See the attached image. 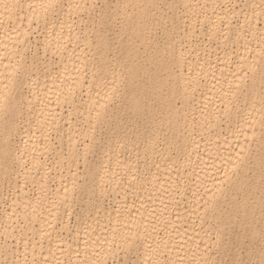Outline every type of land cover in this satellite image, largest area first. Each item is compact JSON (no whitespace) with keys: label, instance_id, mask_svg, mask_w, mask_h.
Here are the masks:
<instances>
[{"label":"bare ground","instance_id":"1","mask_svg":"<svg viewBox=\"0 0 264 264\" xmlns=\"http://www.w3.org/2000/svg\"><path fill=\"white\" fill-rule=\"evenodd\" d=\"M58 1L24 0L23 5L19 6L18 0H0V165L9 173L11 161L17 160L22 166L29 161L25 171L20 174L21 181L17 180L19 176L16 175L12 182L16 187L18 182H21V185H18V187L21 186L20 193L14 197L13 202L25 210L23 214L25 234L22 233L23 237L20 236L19 231L17 232L19 234H14L15 212L8 209L1 210L0 220L4 219V225L0 229L5 233V240L0 242L3 259L0 260V264H105L107 258L112 256L113 252L116 253L113 251L115 242H123L129 246L138 241L143 246V252L139 255L140 264H188L192 256L197 260L195 264H206L208 249L206 244L211 233L198 231L199 229L195 227L197 218L194 214L205 215V212H209V215H206L210 216L209 218L220 217L215 212L219 211L225 198L234 195L235 187L237 189L245 187L248 182L245 169L248 167L249 159L255 158L251 154V148L264 125V117L260 114L255 116L246 114L245 119H241L240 123L233 126L231 130L226 133L221 131L223 119L229 118L233 110L240 105V100L245 98L249 84L250 95L255 98L261 96L259 86L264 88V0H246L240 6H235L230 0H182L187 11L193 14V18L195 17L193 20L197 18L200 25H207L206 31L210 37L223 39L229 31H233L238 39L244 40L245 44L243 48L237 47L234 61L231 56L234 54L233 51L222 55L217 51L200 53L201 50L195 46L197 53L194 54L197 59L194 60L193 65L188 60L193 53L192 47L183 49L179 45L178 48H168L167 57L170 60L176 58L175 65L178 69L171 65L167 67V76L171 80L164 102L166 120L173 124L172 136L179 139L182 143L181 150L185 153L179 164L184 168L191 165L188 176H193L194 179V182H191L194 186H192L193 195H188L185 188L177 190L179 187L177 188L175 181L176 171L172 168L176 156L171 149H166V152H163L165 156L163 159L167 163L162 162L163 165L149 168L150 171L142 177H134V172H129V177L138 186L135 195L139 200L136 204L133 202L125 207L123 202L121 203L123 206L118 202L119 205L115 210L104 211L103 209V218L97 220L95 214L94 219L97 222L91 221L88 225L90 229L91 227L94 229L87 233L82 231L83 236L79 235V231H75L78 235L71 238L59 232L64 229L67 231L70 225L69 218H66L67 215L58 216L61 204L71 194L66 187L64 191L63 187L60 189L59 184L55 190H53L55 187L51 189L49 178H47L49 168L42 160L48 151L55 149L52 147V139L48 132L54 128L60 129L64 120L69 119L67 118L69 114L80 110L79 104L84 105L87 110L85 112L91 111L94 121L104 117L109 101L112 100L114 87L103 85L102 92L96 96L91 94L90 86H87L85 97L81 96L82 88L86 85L82 71L86 54L83 50H78L76 47L74 50L70 47L69 42L73 43L71 39L78 38V33L69 28L72 23L69 26L70 22L68 23L66 15L84 6L86 0H68L67 11L63 13L65 20L59 21L53 19V12H58L56 11ZM130 3L137 5L139 0H131ZM141 17L142 13L138 12L134 30L140 40H145L146 34L140 22ZM35 19L36 21L48 20L47 31L40 39L45 44L44 48L48 47V50L59 55L57 57L59 60L54 66L55 64L50 62L51 59L34 75H29L25 52L32 41L37 40V37L34 36L32 40L33 36L30 32L32 29L26 28V25ZM188 27L185 32L188 37H193L195 34L193 23H190ZM247 31L250 35H247ZM81 41L84 42L82 39ZM87 45H89L88 42ZM31 64L33 65V62ZM109 70L108 73L113 75L114 72ZM247 78H249L248 82ZM97 85L100 83L98 82ZM200 88L203 92L199 94ZM196 91H198V97ZM259 100L264 102V91ZM64 102L70 104L67 116L63 115ZM131 105L134 108L140 106L137 96L132 98ZM24 108L28 115L33 114V117L32 121L26 124L25 129H21L19 120L22 119ZM191 114L196 116V128L199 133H205L210 127L219 128L216 135L207 138L204 145L200 144V141L193 140L194 128L191 124L185 125ZM67 122L70 123L69 120ZM43 130L46 134L42 135ZM17 135L21 138L17 146H13V137ZM42 137L43 141H40ZM67 140L68 155L61 150L57 152V160L59 159L58 162L61 164L66 155L77 157L82 152V148L77 144L76 135L70 134ZM148 143L152 154L155 155L161 151L154 138H151ZM87 146L86 144L83 149ZM77 161L79 160L76 158ZM102 162L104 164L100 165L101 169L96 170L90 178L97 188L103 185L104 180H109L112 174H114L112 178H115V182L119 178L116 174L117 169L111 171L106 168L108 165L106 163L109 162L105 163V160ZM38 171L40 175L36 173V176L39 175L42 178L39 181V191L31 195L24 186L25 179L31 180ZM184 171L182 170V173H186ZM70 175L74 182L78 176L77 172ZM59 180H61L60 177ZM112 183L116 185L114 180ZM231 185L232 189L228 193ZM252 188L255 190L257 187L252 185ZM239 207L248 208V205L240 204ZM202 218L204 220V217ZM58 220L61 222L59 230L54 226ZM9 238L15 239V245H12L13 241ZM200 238L203 239L201 244Z\"/></svg>","mask_w":264,"mask_h":264},{"label":"rangeland","instance_id":"2","mask_svg":"<svg viewBox=\"0 0 264 264\" xmlns=\"http://www.w3.org/2000/svg\"><path fill=\"white\" fill-rule=\"evenodd\" d=\"M23 1L18 0L17 4L22 6ZM89 1L86 0L84 6L82 5L79 9L66 15L68 16V23L70 22L69 26L72 23L69 28L76 31L78 33L77 37L80 38H76L77 40L72 38L73 40L71 39V41L73 43L69 42V45L73 49L76 47L78 50H83L86 54L83 66L84 70L82 68L86 85L82 88L81 96L85 97L88 90L87 86H90L91 94L97 96V94L102 92L101 88L103 85H106V87H114L112 100L109 101L108 110L104 117L96 121L93 120L91 111L85 112L87 110L83 104L78 105L79 111H74L68 115L70 104L64 102L63 115H68L67 118L69 117V119L64 120L60 129L54 128L51 131L48 130L49 137L52 139L51 143H53L52 147H55V149L48 151L42 157L44 164L48 165L49 168L47 178H49L48 181L52 187L51 189L55 187L53 189L55 190L59 184L60 189L63 187L62 190L64 191V189L68 188L69 194H71L70 197H66V200L61 204L58 211L59 217L68 216L66 218H69V228L67 231L66 229L60 231L58 229L61 224L60 220L54 225L60 233L62 232L63 235H67L68 238L78 235L76 233L78 231L79 235L83 236L84 231L87 233V231L94 229L93 227L90 229L88 225L91 221L97 222L99 218H103V209L104 211L115 210L119 205L118 202L125 207L130 206L129 204H133V202L136 204L139 200L137 195H135L138 191V186L129 177V172H134V177H142L146 176L154 166L158 167L167 163L163 159L166 149H171L176 156L172 168L176 171L175 181L177 182V188L179 187L177 190L185 188L188 195H193L192 190L194 186L191 185V182H194V179L193 176L189 175L190 178L188 176L191 171V165L184 168L183 165L179 164L185 153L184 150H181L182 143L179 139L172 136L174 131L173 124L171 125L166 120L164 102L167 97L168 84L171 80L167 76V67L171 65L173 68L178 69L175 65L176 58H171L170 60L167 57L168 48H178L179 45L183 49H187V47L191 49L192 47L193 53H191L192 56L190 55L188 60L193 65L197 59L195 56L197 53L194 48L195 46L201 50L199 51L200 53L217 51L222 55L233 51L234 54L231 55L233 61L234 59L236 60L237 47L243 48L245 46L244 40L238 39L233 31H229L227 36L222 37L223 39L210 37L206 31L207 25H200L201 23H199L197 18L193 20L195 17L193 18V14L187 11L182 0H139V4L137 5L130 3L131 0H91L90 3ZM230 1L234 2L235 6L243 5L246 2V0ZM66 3H68V0L58 1L56 11L59 13L53 12L54 20H65L63 13L68 8L66 6L68 4ZM138 12L142 13L140 22L143 24V32L145 31L144 33L146 34L145 40H140V37L134 30V23ZM188 18L189 20L192 19L191 22ZM48 20L36 21L35 19V21L32 20V23L30 22L27 25L26 22L24 23L26 28L30 27L32 29L30 31L32 34L30 35L33 36L32 40L34 36L37 37V40H33L25 52V61L29 66L27 74L29 75H34L40 67L42 68L44 64L49 63L51 59L50 62L54 63V66L57 65L59 60L57 58L59 55L56 54V56L54 52L48 50V47L44 48L45 44L40 39L47 31ZM190 23H193L195 27L193 37H188L185 32V29L189 28ZM247 35H250L249 31H247ZM86 39H90V42ZM87 42L89 45H87ZM80 44L81 46H85L81 47ZM36 61L39 62L37 63ZM32 62L33 65L31 64ZM30 68L32 69L31 72ZM184 68L187 69L186 67ZM108 70L114 72L113 75L108 73ZM224 76L226 77L227 75ZM249 78H247V82ZM97 81L100 85H97ZM24 85L26 86V84ZM259 90L261 93L259 97L262 98L264 88L259 86ZM202 92V89L199 90V94ZM196 94L198 97V91H196ZM250 94L251 86L249 84V87L246 88L245 98L240 100V105L233 110V114L229 118L223 119L221 131L226 133L228 130H231L233 126L240 123L241 119H245L246 114H253L254 116L260 114V116L264 117V102L260 101L259 97L255 98V96H251ZM135 96L140 101L138 108H134L131 105V100ZM23 110L24 116L22 115V119L19 120L21 129H25L26 124L32 121L33 117V114L28 115L25 108ZM192 114L185 125L191 124V127L194 128L193 140L200 141V144L203 143L204 145L207 138L214 137L219 128L210 127L205 133H199L196 128V116ZM68 120L70 123L67 122ZM260 131L251 148V154L255 158L251 157L249 159L248 167L244 165L246 167L245 176L248 181L245 184L246 188L240 187L237 189L235 187L234 195L225 198L220 205L219 211L215 212L220 217L211 216L209 218L210 216H206L209 215V212H205V215L194 214V217L197 218L194 219H196L195 227L199 229L198 231H208L211 233L209 237L210 241L207 240L206 244L208 246L206 264H264V125H262V130ZM41 134L46 133L43 130ZM70 134L71 136L76 135L77 144L82 148V152L77 157L67 156V146L69 144L67 143V139ZM20 138L19 135L13 137V146H17ZM151 138L156 140L157 147L159 150L161 149L160 152L162 154L160 152H157L155 155L154 153L152 154L150 144L148 143ZM39 140L43 141V137L42 140ZM86 144L88 146L83 149ZM59 150L67 154L66 158L62 160V164L58 162L59 159L57 160V152ZM105 157L108 159H104ZM76 158L79 160L77 161L78 163L76 162ZM102 159L105 160V163L109 162L106 163L108 165L105 164L107 167L104 165L107 169L111 171L117 169L118 173L116 174L119 178L115 182V178H112L114 174H112L109 180L103 181V188V185L97 188L90 178L93 173H96V170H99L100 165L104 164ZM28 163L29 161L25 163V166H22L21 162L17 160L11 161L9 173L0 165V212L3 209L15 212V228H13V231L15 230V235L20 233L21 237L25 234V224L23 221L25 210L13 202L14 197L20 193L21 186L18 187V185H21V182H18L17 187L12 182L16 175L20 177L17 180L21 181L20 174L25 171L26 164ZM182 170H185L184 172L186 173H182ZM75 171L78 176L72 182L73 179L70 178V174ZM36 173L40 175V171H38L35 172L31 180H29L30 178L25 179L24 186L28 192H31V195L37 194L39 191V181L42 179L39 175L36 176ZM59 177L61 180H59ZM113 180L116 183V185L114 184L115 188H113ZM59 181L61 182L59 183ZM71 183L72 186H70ZM185 183L187 184L184 185ZM234 184L235 178L233 180ZM117 185L120 186V190ZM252 185L257 188L253 190ZM231 189L232 185L229 187L228 193ZM121 198L122 200H120ZM97 204L100 207H97L99 206ZM240 204H247L248 208H241L239 207ZM98 208L99 211H97ZM95 214L98 218L96 221L94 219ZM202 217H204V220ZM0 221L1 228L4 225V219L1 218ZM18 231L19 233H17ZM4 234L3 231L0 233V242L5 240ZM9 239L13 241L12 245H15V239ZM199 241H201L199 242L201 244L203 239L200 238ZM122 244L124 243L115 242L113 244V251H116V253L113 252L112 256L109 255L110 257L107 258L105 264H140L141 259L139 255L143 252L141 243L139 241L132 243V245H129L130 247ZM1 255L2 252L0 251V260H3ZM163 259L166 260L167 258L163 257ZM196 261L195 257L192 256L189 258L188 264H195ZM4 262L6 263L5 260Z\"/></svg>","mask_w":264,"mask_h":264}]
</instances>
